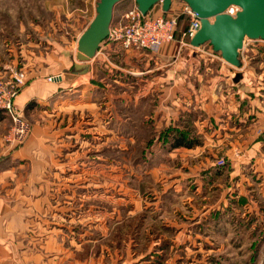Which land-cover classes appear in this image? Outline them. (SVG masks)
<instances>
[{"label":"rangeland","instance_id":"obj_1","mask_svg":"<svg viewBox=\"0 0 264 264\" xmlns=\"http://www.w3.org/2000/svg\"><path fill=\"white\" fill-rule=\"evenodd\" d=\"M98 1L0 0V89H6L7 83L13 81L14 74L19 71L25 75L20 89L27 84V56L33 53L34 43L40 44L42 49L47 41L61 46H66L67 41L72 43L68 49L77 51V37L87 28L88 18L95 16ZM88 7L90 15L84 11ZM182 11L181 7L173 8L169 15L178 22L184 15ZM82 17L84 24L78 23L77 27L74 19L83 21ZM185 26H188V19L179 22L175 40L182 39ZM6 40L14 46L17 56L8 57L9 42L4 43L3 49L7 53L1 56V44ZM246 41L248 43L243 45L239 55L241 65L237 69L231 68V72L225 67L222 72L220 65L212 59L202 58L200 55L203 54L191 62V67L184 62L179 69L191 70L192 78H181V89H209V86L219 89L221 82L224 83L221 89L249 92L252 89L251 71L257 61L253 57L259 56L264 63V44L257 51L252 46L257 41ZM172 43L163 57L182 52L177 42V45ZM207 49L209 47L204 46L203 51ZM72 53L69 51L68 64L77 63ZM12 62L16 63L15 66L11 65ZM118 62L117 59V68L109 74L116 81L112 84L117 92L115 136H109L104 130L96 136L85 134L82 153L69 158L64 173L58 175L65 181L67 179L69 191L70 186L78 185L75 192L83 199L78 208L83 211L81 224L84 232L83 237L77 238L83 243L82 253L76 254L69 249L67 262L74 263L78 257L84 264H264V158L259 160L258 175L252 173L250 164L246 166L242 174L249 182L244 183L245 198L236 200L232 198L240 191L234 182L239 177L229 184L230 176L226 170L231 159H245L242 144L233 147L231 158L214 151L216 155L211 158L214 172L203 175L197 171L193 174L190 168H186L196 159L183 157L182 153L166 152V149L171 150V140L159 139L156 126L147 129L152 131V136L138 131L133 133L135 139L129 141L120 121L124 111L123 93L129 88L124 81L131 70L120 67ZM157 62L160 68L156 72L163 80H159L157 86L153 84L151 89H171V79L167 77L171 62L165 58ZM148 66L152 67V62ZM107 72L101 67L96 73L100 85L108 81ZM221 77H225V81ZM86 82L93 84L91 79ZM149 82L152 83L148 80L147 86ZM182 127L183 124L177 123L178 129ZM189 129L193 137L200 138L193 123ZM2 140L10 148L21 146H11ZM201 144L200 140L198 146ZM72 147L69 146V150ZM219 161H223V165ZM198 176H204V182L198 184L200 186L194 183ZM140 214L144 218H140ZM55 256L52 260L59 261Z\"/></svg>","mask_w":264,"mask_h":264},{"label":"crops","instance_id":"obj_2","mask_svg":"<svg viewBox=\"0 0 264 264\" xmlns=\"http://www.w3.org/2000/svg\"><path fill=\"white\" fill-rule=\"evenodd\" d=\"M134 4L133 0L117 4L112 20L117 21ZM182 6L179 0H172L169 11ZM84 11L89 15L91 13L89 7ZM149 13L165 15L159 6L153 7ZM93 17L88 18L87 24ZM74 20L78 27V23L82 22V26L85 19ZM180 39L174 42L178 43L182 52L171 53L167 57L163 55L174 43L164 46L158 53H150L125 51L104 41L95 57L85 63L88 67L86 73L73 70L74 62L68 64L69 51L77 59V51L68 49L72 43L66 41V46H61L60 43L47 41L42 49L39 48L40 44H33V53L27 56L28 81L15 99V104L31 127L29 136L21 146L10 148L3 143L10 119L0 120V264L85 263L78 257L74 263L67 262L69 249L76 254L82 253L83 243L77 238L83 237L84 232L81 224L83 211L78 208L79 201L82 204L83 199L75 192L78 185L70 186L69 191L67 179L65 181L58 175L64 173L63 168L69 158L82 153L85 134L96 136L104 130L109 136H115L117 92L113 85L116 81L109 74L117 68V59L120 67L131 70L124 81L130 89H125L123 93L125 112L121 113L123 120L120 121L127 131L128 140L133 141V133L138 131L150 135L152 131L147 129L151 125L157 127L160 133L157 137L164 139L166 129L177 127V123L185 124L184 116L195 114L193 125L202 144L193 148L166 149V152L182 153L183 157L196 159L186 168H190L193 174L197 171L205 175L214 172L211 158L217 151L231 158L233 147H241L242 144L245 159H231L226 171L230 176L229 184L239 177L234 184L240 192L232 199L245 198L244 183L249 182L242 174L250 164L252 173L258 175V167L261 166L259 160L264 158V63L259 56L253 57L257 61L251 71L250 93L245 89H221L224 86L221 82L219 89H211L210 86L209 89H181V78H192V72H184L179 67L184 62L191 67V62L197 61L200 54H203L200 55L202 58L212 59L220 65L222 72L224 67L231 72L232 67L211 48L203 51L205 45L198 48L185 46ZM5 42L10 44L9 40L2 41L1 56L7 53L3 49ZM263 42L257 41L252 46L258 51ZM247 43L245 41L244 46ZM9 47L8 57L17 56L14 46L10 44ZM36 48L39 50L35 51ZM163 58L172 64L167 74L171 79V89H151L153 84L157 86L158 81L163 80L156 72L160 68L157 61L162 62ZM176 61H179L177 65ZM151 62L152 67L148 66ZM15 64L12 62L11 65ZM77 64H80L78 60ZM101 67L108 70V81L102 85L100 80H96V73ZM50 77L54 78L48 81ZM225 77H221L223 81ZM88 79H91L92 85L85 83ZM148 80L152 83L149 82L147 86ZM172 137L171 134L166 139L170 141ZM69 146H73L72 150H69ZM213 147L216 149L212 150ZM194 179L195 185L204 182V176ZM53 254L60 260L53 261ZM61 258L66 261L63 262Z\"/></svg>","mask_w":264,"mask_h":264},{"label":"water","instance_id":"obj_3","mask_svg":"<svg viewBox=\"0 0 264 264\" xmlns=\"http://www.w3.org/2000/svg\"><path fill=\"white\" fill-rule=\"evenodd\" d=\"M125 0H99L95 16L80 34L77 43V60L73 70L87 72L86 62L93 59L106 40L112 22L113 10ZM138 10L146 15L156 4L167 13L172 0H133ZM200 21L201 27L190 40L193 48L209 44L214 53L232 68L240 67V52L246 40L264 41V0H181ZM235 5V17L224 14L227 7Z\"/></svg>","mask_w":264,"mask_h":264},{"label":"built area","instance_id":"obj_4","mask_svg":"<svg viewBox=\"0 0 264 264\" xmlns=\"http://www.w3.org/2000/svg\"><path fill=\"white\" fill-rule=\"evenodd\" d=\"M155 6L161 8V3ZM181 8L182 14L188 19V26L182 34V42L183 45L190 46L189 42L200 29L201 24L196 14L186 4H183ZM238 11L237 6L231 5L226 8L224 14L235 17ZM176 20L171 15H151L149 12L143 15L134 4L117 21L112 20L106 41L125 51L158 53L164 46L173 42ZM53 78L50 77L47 80L51 81ZM24 82L25 75L19 71L14 74L13 81L7 83L6 89H0V110H3L10 119V128L3 139L11 146L22 145L31 130L22 110L15 104V99ZM223 163L219 161V164L223 165Z\"/></svg>","mask_w":264,"mask_h":264},{"label":"trees","instance_id":"obj_5","mask_svg":"<svg viewBox=\"0 0 264 264\" xmlns=\"http://www.w3.org/2000/svg\"><path fill=\"white\" fill-rule=\"evenodd\" d=\"M179 1L181 3H183V4H185L181 0H179ZM168 12L165 15H169ZM185 19H187V17L185 15H183L182 17H180L178 19V22H177V25H176V28H175V32H174L173 42L175 40V36L177 35L176 31H177V27H178L179 22L181 20H185ZM186 28H187V26H185V28L183 29V32H185ZM183 32H182V34H183ZM204 45L208 46L209 48H211V46L209 44H204ZM186 116H187V118L184 119V121L186 123L183 124L184 127H182V129H178L177 127H174V128H168L167 130H165L164 139H166L171 134L173 136L172 140L170 142V144H171L170 145V149L180 148V147L192 148V147L198 146L200 144V140L198 138H196V137H193V132H191V130L189 129L190 126L192 125V123L195 120V119H193L194 115L193 114H188ZM7 118H8V115L4 111H0V120L7 119ZM179 128H180V126H179ZM140 218H144L143 215L140 214Z\"/></svg>","mask_w":264,"mask_h":264}]
</instances>
